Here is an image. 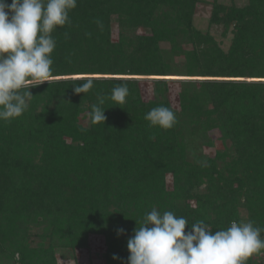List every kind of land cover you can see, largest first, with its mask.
I'll use <instances>...</instances> for the list:
<instances>
[{"label": "trees", "instance_id": "1", "mask_svg": "<svg viewBox=\"0 0 264 264\" xmlns=\"http://www.w3.org/2000/svg\"><path fill=\"white\" fill-rule=\"evenodd\" d=\"M201 2L77 0L52 34L53 79L30 89L22 116L0 121V264H60L92 236L104 238L103 264H126L153 208L213 231L233 220L264 228V0L212 3L210 25L233 34L228 52L196 28ZM141 77L152 78L150 100ZM88 78L94 87L74 94ZM121 84L129 96L116 104ZM98 96L105 125L88 116ZM158 106L174 111L172 128L145 120ZM216 141L224 149L207 154ZM247 264H264V252Z\"/></svg>", "mask_w": 264, "mask_h": 264}, {"label": "clouds", "instance_id": "2", "mask_svg": "<svg viewBox=\"0 0 264 264\" xmlns=\"http://www.w3.org/2000/svg\"><path fill=\"white\" fill-rule=\"evenodd\" d=\"M76 7L77 0H11L10 5L0 0V121L22 116L33 97L30 89L53 79L52 34L71 24L69 13ZM93 87V79L88 78L73 85V92L85 94ZM128 96V86L121 84L108 98L123 104ZM97 99L88 116L92 124L105 125L106 110L101 105L106 98ZM145 120L150 127L168 130L176 115L171 108L158 106L146 113ZM262 232L264 228L251 220H233L226 229L213 231L204 221L189 225L184 217L153 208L128 239L126 264H247L250 257L264 252Z\"/></svg>", "mask_w": 264, "mask_h": 264}, {"label": "rangeland", "instance_id": "3", "mask_svg": "<svg viewBox=\"0 0 264 264\" xmlns=\"http://www.w3.org/2000/svg\"><path fill=\"white\" fill-rule=\"evenodd\" d=\"M202 2L197 6V11L195 15V26L197 29L201 30L204 33L209 32L220 44V47L225 51L228 52L232 46L233 34L230 33L227 36L223 34V28L221 26H211L210 25V17L212 13V3L215 0H201ZM220 3L225 5H236L238 7L245 6L248 3V0H218ZM233 29V28H232ZM145 31L139 30V34H143ZM119 38L118 33V24L116 19H114L113 25V39L117 41ZM74 79H81L82 76H75ZM120 78L128 79L129 76H123ZM140 79V78H139ZM141 79H145L141 81L143 94L146 100H150L152 98L151 94V85H149L152 78L148 77H141ZM179 79H189V78H182V77H175L172 80H179ZM199 80V79H193ZM152 82V81H151ZM175 82V81H174ZM172 90V101L175 106L178 105L177 103V94L179 92V86H173ZM216 149H207V154H213L215 150H222L224 149L222 142L216 141ZM90 248L88 250H79L76 252L75 256L73 255H66L67 257L59 256V263L60 264H77V263H89L92 262L95 264H103V259L101 255L105 248V241L103 237L99 236H92L90 239Z\"/></svg>", "mask_w": 264, "mask_h": 264}]
</instances>
